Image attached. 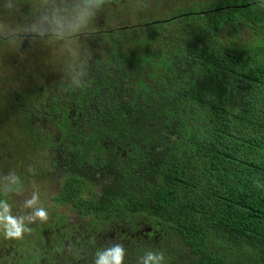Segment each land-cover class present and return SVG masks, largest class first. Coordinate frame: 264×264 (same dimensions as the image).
I'll list each match as a JSON object with an SVG mask.
<instances>
[{
  "label": "trees",
  "instance_id": "trees-1",
  "mask_svg": "<svg viewBox=\"0 0 264 264\" xmlns=\"http://www.w3.org/2000/svg\"><path fill=\"white\" fill-rule=\"evenodd\" d=\"M183 4L168 20L110 31L90 63L68 68L49 143L65 175L58 206L98 233L151 228L158 245L142 236L134 249L87 250L80 238L65 257L43 239L24 252L36 264H101L117 250L120 264H264V0ZM38 77L7 109L32 128L26 137L35 98L55 95Z\"/></svg>",
  "mask_w": 264,
  "mask_h": 264
},
{
  "label": "rangeland",
  "instance_id": "rangeland-1",
  "mask_svg": "<svg viewBox=\"0 0 264 264\" xmlns=\"http://www.w3.org/2000/svg\"><path fill=\"white\" fill-rule=\"evenodd\" d=\"M200 1L120 0L99 5L96 0H0V192L6 196L0 202V264L14 262L16 253L18 263L26 264L28 259L36 264V256L29 259L24 252L32 246L31 252L44 248L43 239L49 246L65 239L59 246L68 257L79 249L75 241L83 232L78 231L89 225V218L82 219L70 205L58 206L54 200L65 175L55 166L49 143L60 132L58 108L65 99L57 84L68 68L90 63L98 50L110 44L106 36L110 31L168 20L183 3ZM43 72L50 77L55 95L47 90L44 105L35 98L33 128L37 131L26 137L28 131L32 135V128L24 129L25 135L7 109L18 93L26 99L33 94ZM74 72L79 74L77 69ZM40 210L47 213L46 219L37 215ZM9 217L23 229L19 238L9 235ZM82 262L75 260V264Z\"/></svg>",
  "mask_w": 264,
  "mask_h": 264
},
{
  "label": "flooded vegetation",
  "instance_id": "flooded-vegetation-1",
  "mask_svg": "<svg viewBox=\"0 0 264 264\" xmlns=\"http://www.w3.org/2000/svg\"><path fill=\"white\" fill-rule=\"evenodd\" d=\"M93 225H88L87 228H85L84 230H79V234L82 233V238H86V240H88V243H90V245H87L86 249L87 250H91L92 247L96 246V250H100L102 248V244L106 243L108 240H113V241H117L118 244H122V245H130L131 249H134L136 247L133 238H139L138 240H140V238L142 236H144V238L146 239H150L149 237L154 236V239L151 238L150 240H156L158 241V238L160 234H158L156 231H152L151 228H147V229H130L127 227H122L121 229L119 228L118 230L114 229L111 232H96L95 227H92ZM146 232V233H145ZM78 234V235H79ZM65 235V234H64ZM67 236V235H65ZM127 237V238H126ZM84 238V240H85ZM122 238V239H121ZM128 239V240H127ZM65 240V239H64ZM63 239H59L57 241V245L56 248L52 247V249H54L55 251H60V247L59 244H62L64 242ZM83 240V239H82ZM127 240V241H126ZM56 241V240H55ZM81 241H75V245L77 244H84V243H80ZM124 247V246H123ZM85 250V251H87ZM47 255L49 254L48 252L46 253ZM80 256L75 255L71 258H74L77 260H81L79 258Z\"/></svg>",
  "mask_w": 264,
  "mask_h": 264
},
{
  "label": "clouds",
  "instance_id": "clouds-1",
  "mask_svg": "<svg viewBox=\"0 0 264 264\" xmlns=\"http://www.w3.org/2000/svg\"><path fill=\"white\" fill-rule=\"evenodd\" d=\"M37 215L41 218V219H46L47 217V213L44 211V210H40ZM9 219V223L11 225V229L9 231V235L10 236H13V237H17L19 238L20 235L22 234L23 232V229L22 227L17 224L15 222V220H13L11 217L8 218ZM112 259L111 261H109L108 259H104L101 264H120V261H121V253L119 252V250H117L116 252L110 254ZM150 259H155V258H152L150 257Z\"/></svg>",
  "mask_w": 264,
  "mask_h": 264
}]
</instances>
